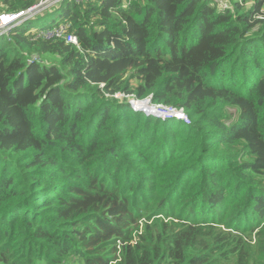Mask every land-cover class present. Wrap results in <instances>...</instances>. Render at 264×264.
<instances>
[{"label":"trees","instance_id":"16d2710c","mask_svg":"<svg viewBox=\"0 0 264 264\" xmlns=\"http://www.w3.org/2000/svg\"><path fill=\"white\" fill-rule=\"evenodd\" d=\"M230 3L63 0L80 47L0 36V264H264V0Z\"/></svg>","mask_w":264,"mask_h":264},{"label":"built area","instance_id":"2783aa9c","mask_svg":"<svg viewBox=\"0 0 264 264\" xmlns=\"http://www.w3.org/2000/svg\"><path fill=\"white\" fill-rule=\"evenodd\" d=\"M63 0H38V2L31 6L30 8L18 12H7V11H0V36L5 34H10L11 31L16 27L19 26L20 22L30 20L32 17L36 16L40 12L52 7L54 3H61ZM77 2H81L83 0H76ZM55 4V5H57ZM254 3L252 2L251 5ZM53 5V6H55ZM255 19H264V6L261 8L259 12L254 13ZM5 18L7 22H5ZM68 25L61 24L58 27L50 28V29H33L37 33L38 37H42L45 39L51 38H65L67 42L73 43L80 47V43L78 37L74 33H67ZM116 98H122L125 96V93H118L114 95ZM133 98L130 100V105L135 106L138 109L140 106L138 103L148 102L150 103V109L148 113L159 117L163 120H170V119H178L183 121L184 123H191L189 115L187 114L184 108H178L171 105L163 104V103H152V95H150L146 100H139L136 95H132Z\"/></svg>","mask_w":264,"mask_h":264},{"label":"rangeland","instance_id":"374dc122","mask_svg":"<svg viewBox=\"0 0 264 264\" xmlns=\"http://www.w3.org/2000/svg\"><path fill=\"white\" fill-rule=\"evenodd\" d=\"M218 3V6L220 8L221 11L225 10V9H233V4L230 3V0H215ZM57 3H54L53 5H55ZM252 3H248V6H252ZM40 12L39 14H37L36 16L32 17L29 20L28 23V27L30 29H47V27H49L51 25V23H53L55 20H59L60 16L62 15L63 9L61 7V4H57L55 6H53ZM247 6V7H248ZM26 21L20 22L19 25L23 24ZM127 66V61L121 62L120 63V68L124 69ZM131 97H127V98H120V100H126L127 102L130 103ZM145 104H148V102H144ZM141 103H138V105ZM150 104V103H149ZM151 107V106H150ZM153 116V115H151ZM142 227V224L140 225V228Z\"/></svg>","mask_w":264,"mask_h":264},{"label":"clouds","instance_id":"9594fccd","mask_svg":"<svg viewBox=\"0 0 264 264\" xmlns=\"http://www.w3.org/2000/svg\"><path fill=\"white\" fill-rule=\"evenodd\" d=\"M117 94H118V93H117ZM125 95H126V94H125ZM149 96H150V95H149ZM149 96H148V97H149ZM148 97H147V98H148ZM147 98H145V99H139V98H138V99H139V100H146ZM152 103H154V102H153V96H152ZM154 104H156V103H154ZM136 111H141V112H144L146 115L151 116V114L148 113V110L142 109V108H140V107H139L138 109H136ZM187 114H188V113H187ZM153 116H154V115H153ZM154 117H156V116H154ZM156 118L161 119V118H159V117H156ZM162 120H163V119H162ZM163 121H166V120H163ZM180 121H181V120H180Z\"/></svg>","mask_w":264,"mask_h":264},{"label":"bare ground","instance_id":"6f19581e","mask_svg":"<svg viewBox=\"0 0 264 264\" xmlns=\"http://www.w3.org/2000/svg\"><path fill=\"white\" fill-rule=\"evenodd\" d=\"M132 95H125V96H122V99L123 98H127V97H131ZM133 97V96H132Z\"/></svg>","mask_w":264,"mask_h":264},{"label":"snow or ice","instance_id":"6c2138e0","mask_svg":"<svg viewBox=\"0 0 264 264\" xmlns=\"http://www.w3.org/2000/svg\"><path fill=\"white\" fill-rule=\"evenodd\" d=\"M7 19H9V18H5V22H7Z\"/></svg>","mask_w":264,"mask_h":264}]
</instances>
